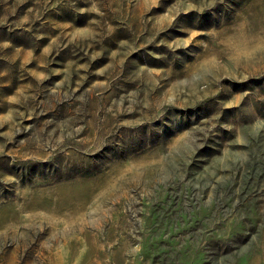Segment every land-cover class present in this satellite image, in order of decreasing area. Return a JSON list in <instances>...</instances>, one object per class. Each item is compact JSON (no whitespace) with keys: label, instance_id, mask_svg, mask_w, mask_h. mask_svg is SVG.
I'll list each match as a JSON object with an SVG mask.
<instances>
[{"label":"rangeland","instance_id":"374dc122","mask_svg":"<svg viewBox=\"0 0 264 264\" xmlns=\"http://www.w3.org/2000/svg\"><path fill=\"white\" fill-rule=\"evenodd\" d=\"M0 264H264V0H0Z\"/></svg>","mask_w":264,"mask_h":264}]
</instances>
